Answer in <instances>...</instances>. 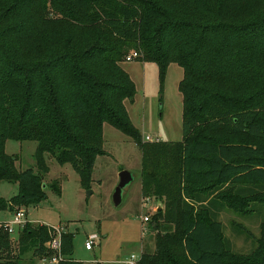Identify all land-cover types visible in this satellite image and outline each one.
Segmentation results:
<instances>
[{
    "label": "trees",
    "instance_id": "16d2710c",
    "mask_svg": "<svg viewBox=\"0 0 264 264\" xmlns=\"http://www.w3.org/2000/svg\"><path fill=\"white\" fill-rule=\"evenodd\" d=\"M131 51L160 79L182 68L179 141L144 139L131 121L136 86L120 65ZM105 122L140 148L142 198L162 202L148 221L153 249L135 264H264V220L240 254L219 219L264 204V0H0V182L17 184L0 211L60 193L43 179L45 152L89 188ZM7 139L37 142L36 170L16 167ZM52 229L27 221L16 241L0 226V264L49 255ZM73 237L62 233L59 264H83Z\"/></svg>",
    "mask_w": 264,
    "mask_h": 264
},
{
    "label": "rangeland",
    "instance_id": "374dc122",
    "mask_svg": "<svg viewBox=\"0 0 264 264\" xmlns=\"http://www.w3.org/2000/svg\"><path fill=\"white\" fill-rule=\"evenodd\" d=\"M120 65L136 86L133 101L125 99L124 103L142 138L179 141L182 138V98L177 84L182 78V68L170 63L164 78L160 79L154 62L135 58L122 61ZM36 147L37 142L31 139H7L5 152L17 156L15 165L19 170H36ZM102 149L106 154L95 157L89 188L81 186L70 163L59 164L45 152L43 158L48 171L43 174V179L46 183L56 180L60 193L46 187V198L24 211L27 221L33 225L41 223L73 234L72 256L75 260L83 264H128L129 256L139 257L142 251H150L153 247V232L140 216L150 218L155 203L153 200L149 209L142 207L141 151L134 139L105 122ZM121 170L131 172L133 180L123 189L121 203L115 206L112 193ZM16 192V183L0 182V197L9 198ZM250 206L248 212L239 213L227 208L219 215L233 252L246 254L256 246L255 238L259 236L260 223L264 220V204ZM11 219L10 211H0V222ZM243 229L245 231H240ZM11 237L16 240L17 233H12ZM87 238H93L91 250L85 249ZM13 251L16 252V246ZM42 258L40 253L27 250L18 255V262L47 264Z\"/></svg>",
    "mask_w": 264,
    "mask_h": 264
},
{
    "label": "built area",
    "instance_id": "2783aa9c",
    "mask_svg": "<svg viewBox=\"0 0 264 264\" xmlns=\"http://www.w3.org/2000/svg\"><path fill=\"white\" fill-rule=\"evenodd\" d=\"M137 57V53L134 51H131L125 58L126 61L133 60ZM146 139H149V136L145 137ZM150 202V198H142V207L147 208L148 204ZM153 210L155 211L156 208L153 207ZM12 219L9 221H3L2 225L3 229L6 230L9 234H12L17 231L19 227H22L26 222V215L23 208L17 209L15 212L11 213ZM143 222H148L150 220L148 215H142L140 216ZM52 231L50 233V239L47 242V248L49 250V255L44 256L41 260L45 261L47 264H59V262L64 260V256L61 252V243H62V229L57 227H52ZM85 249L91 250L93 247V238H87L85 241ZM139 257L135 255H131L128 258L129 264H135Z\"/></svg>",
    "mask_w": 264,
    "mask_h": 264
},
{
    "label": "water",
    "instance_id": "95a60500",
    "mask_svg": "<svg viewBox=\"0 0 264 264\" xmlns=\"http://www.w3.org/2000/svg\"><path fill=\"white\" fill-rule=\"evenodd\" d=\"M133 180V175L131 172L127 170H121L119 172V182L117 186L115 187L113 193H112V201L115 206L119 205L122 201V193L123 189L131 183ZM162 207L161 204H158L157 209H160Z\"/></svg>",
    "mask_w": 264,
    "mask_h": 264
},
{
    "label": "crops",
    "instance_id": "0c3cea01",
    "mask_svg": "<svg viewBox=\"0 0 264 264\" xmlns=\"http://www.w3.org/2000/svg\"><path fill=\"white\" fill-rule=\"evenodd\" d=\"M153 200H154L155 208H156V209H157L158 204H162V202H161L160 200H158V199H153V198L151 199V198H150V202H149V204H148V206H147L148 209L150 208V206H153ZM153 207H154V206H153ZM153 207H152V208H153ZM222 212H223V211L220 212V215H221ZM219 219H220V216H219ZM149 229H150V227H149ZM150 230H151V229H150ZM151 233H152V231H151ZM153 246H154V242H153ZM152 249H153V247H152ZM152 249H151V250H152ZM151 250H150V251H151ZM72 257H73V256H72ZM126 262L128 263V258L126 259ZM128 264H129V263H128Z\"/></svg>",
    "mask_w": 264,
    "mask_h": 264
}]
</instances>
